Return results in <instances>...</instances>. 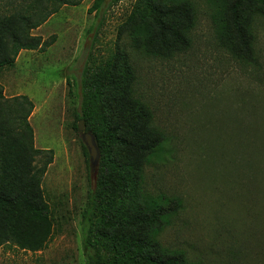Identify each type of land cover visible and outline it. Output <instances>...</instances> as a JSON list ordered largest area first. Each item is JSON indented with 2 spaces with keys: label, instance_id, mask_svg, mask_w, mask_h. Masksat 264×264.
<instances>
[{
  "label": "rangeland",
  "instance_id": "1",
  "mask_svg": "<svg viewBox=\"0 0 264 264\" xmlns=\"http://www.w3.org/2000/svg\"><path fill=\"white\" fill-rule=\"evenodd\" d=\"M33 1L0 0V17ZM93 1L61 5L31 31L43 40L54 35V43L44 52L22 50L12 67L0 68L3 97L25 95L33 103V146L51 151L33 165L51 157L40 189L52 224L44 249L6 243L0 264H87L82 213L96 171L75 115L85 65L99 63L116 47L126 52L135 93L163 133L139 193L180 202L158 235L162 249L189 264H264V16L256 14L252 24L255 62L244 63L217 43L216 1L191 0L195 21L188 48L154 58L134 50L120 30L135 0H106L98 16L87 12ZM115 119L109 116L107 123Z\"/></svg>",
  "mask_w": 264,
  "mask_h": 264
},
{
  "label": "trees",
  "instance_id": "2",
  "mask_svg": "<svg viewBox=\"0 0 264 264\" xmlns=\"http://www.w3.org/2000/svg\"><path fill=\"white\" fill-rule=\"evenodd\" d=\"M80 1L35 0L0 17V68L12 67L22 50L44 52L50 47L54 35L43 40L31 31L61 5L75 6ZM105 1L94 0L87 12L98 16ZM215 1L218 45L239 61L254 63L252 24L256 14L264 16V0ZM194 21L191 0H135L120 30L134 50L169 58L188 48ZM135 81L130 60L119 47L99 63L89 61L81 73L80 111L75 118L84 122L99 151L95 180L82 213L87 264H189L181 255L165 252L158 240L180 202L144 198L139 193L145 165L160 149L163 133L135 93ZM32 111L27 96L5 98L0 92V246L13 243L34 252L44 249L52 235L50 210L40 189L51 157L38 168L33 161L51 151L33 146L28 121ZM109 116L116 118L115 124L107 123Z\"/></svg>",
  "mask_w": 264,
  "mask_h": 264
},
{
  "label": "water",
  "instance_id": "3",
  "mask_svg": "<svg viewBox=\"0 0 264 264\" xmlns=\"http://www.w3.org/2000/svg\"><path fill=\"white\" fill-rule=\"evenodd\" d=\"M77 130L81 133V138L87 149L91 170L95 172L99 160V151L95 144L94 137L91 133L85 131V125L83 121H78Z\"/></svg>",
  "mask_w": 264,
  "mask_h": 264
}]
</instances>
